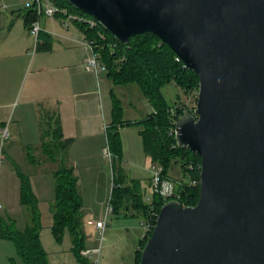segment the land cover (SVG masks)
I'll list each match as a JSON object with an SVG mask.
<instances>
[{
	"label": "water",
	"instance_id": "95a60500",
	"mask_svg": "<svg viewBox=\"0 0 264 264\" xmlns=\"http://www.w3.org/2000/svg\"><path fill=\"white\" fill-rule=\"evenodd\" d=\"M121 44L152 34L199 77L176 142L201 159L195 206L165 203L140 264H264V0H65Z\"/></svg>",
	"mask_w": 264,
	"mask_h": 264
},
{
	"label": "rangeland",
	"instance_id": "374dc122",
	"mask_svg": "<svg viewBox=\"0 0 264 264\" xmlns=\"http://www.w3.org/2000/svg\"><path fill=\"white\" fill-rule=\"evenodd\" d=\"M25 7V0H0V45L2 43L0 63L3 61L1 66L15 65L17 69L14 80L9 82L8 96L12 98L11 106L0 111V134L5 127H9L11 132V138L4 143V163L0 175V219L18 231H23L28 227L29 207L22 203V182L19 173L26 175L31 192L37 200L41 223L40 238L48 255V263L82 264L73 252L70 232L66 230L61 241H58L53 234L52 206L55 203V191H51L50 195L48 190L37 189V181L44 179H40L43 177H38L39 175L35 172L37 170L54 172L57 165L47 162L43 165L44 168L39 169L40 165H30L27 160V153L42 160L43 155L40 147L42 138L48 133L47 131L52 129L51 121L53 120L51 110L40 111L38 109L35 113L32 111L36 106L30 105L33 103H31L29 95L35 92L56 90L54 87L58 81L62 83L70 80L77 81L72 78L95 75L96 108L88 111L86 116L74 115L69 109V114L65 116L69 119L66 129L70 135H73L76 142V149L73 151L74 157L86 155L89 157L87 163H84L77 173L79 177L78 192L83 199L86 249L100 246V237L97 235L95 227L89 223L107 219V230L101 244L102 253L96 257L99 264H135L140 242L147 233L142 227L145 220L138 215L126 217L124 214L107 213L114 187L113 167L116 157L109 146L106 129L114 121L113 110L116 98L122 109L120 111L121 121L143 120L154 109L136 85H114L108 78L104 65L99 66V71L88 68V61L94 58V54L92 49L88 48L90 41L86 40V37L76 40L85 46H81L83 49L81 60H74L71 55L73 51L68 49L65 42L57 37H54L55 40L53 38L54 44L51 52L37 53L35 39L24 29L20 15L21 10L26 9ZM11 31L12 33H7ZM47 32L51 36L58 33L57 31L55 33L52 27ZM38 55V61L32 66V60ZM44 58H50L51 61L44 60ZM75 64L77 68L74 66ZM44 66L47 67L46 70L38 73L37 70ZM2 84L0 82V88ZM162 93L170 105L192 106V100L195 97V95L187 96L174 84L164 86ZM97 117L102 124V132L101 134L99 132V136L95 139L88 140V144L91 145L87 147L89 152L83 154L85 148L82 143L83 130L81 127L83 123L89 122L85 125L93 126L100 131L101 127L98 125ZM120 140L122 158L121 161L117 159V162L125 170L128 179L131 178L139 182L141 190L143 186L144 198L145 192L149 194L145 201L151 204L155 194L152 187L147 186L144 181L152 178L149 171L153 163L144 153L137 127L120 128ZM104 149L106 154H104ZM108 152L111 153V156ZM176 168L173 176L175 179H179L180 168ZM0 264H25L18 255L14 242L2 237H0Z\"/></svg>",
	"mask_w": 264,
	"mask_h": 264
},
{
	"label": "trees",
	"instance_id": "16d2710c",
	"mask_svg": "<svg viewBox=\"0 0 264 264\" xmlns=\"http://www.w3.org/2000/svg\"><path fill=\"white\" fill-rule=\"evenodd\" d=\"M55 5L67 8L71 13L88 16L69 5L65 0H50ZM38 19L36 13L29 10L25 15V26L30 30L31 24ZM87 35V40L93 47L100 64L106 67L107 76L114 85H136L142 95L152 105L154 111L140 121H121L122 109L116 98L114 104V121L106 129L107 139L114 161V187L112 189L110 205L113 213L125 216H141L149 221L153 213H159L164 200L155 195L151 204L143 201V193L139 182L128 179L125 170L117 159L122 158V143L120 128L136 126L142 138L144 152L152 159V163L163 167L164 174L179 182L178 201L182 206H195L200 197L201 159L189 149L180 148L176 136L170 135L172 123L176 115L183 116L192 113L197 104L199 91V77L188 70L182 62L176 60V54L159 38L152 34H143L131 38L128 45L121 44L103 26L87 29L80 26ZM104 35V38L101 35ZM36 45V51L47 52L52 49V37L42 32ZM174 84L187 96L195 95L190 105H170L162 88ZM182 103V100H181ZM177 105V112L172 108ZM51 121L52 129L43 136L41 144L42 160L27 153L30 165L39 166L46 162L56 164L55 203L52 206L53 234L58 241L62 240L64 232L68 230L72 236L73 252L82 264H94L82 256L86 249L84 233L83 199L79 195V177L75 168L69 166V150L73 139H65L59 114L54 113ZM54 125V126H53ZM179 167L181 174L175 179L173 172ZM22 187V203L29 207L28 227L18 231L0 219V237L14 242L18 255L25 264H49L48 255L40 238L41 223L37 208V200L31 192L30 183L26 175L19 173ZM130 180V182H128ZM152 231L140 242L135 264H140L142 251L150 238Z\"/></svg>",
	"mask_w": 264,
	"mask_h": 264
},
{
	"label": "crops",
	"instance_id": "0c3cea01",
	"mask_svg": "<svg viewBox=\"0 0 264 264\" xmlns=\"http://www.w3.org/2000/svg\"><path fill=\"white\" fill-rule=\"evenodd\" d=\"M28 11L29 10H27V9H25L23 11L21 10L20 15H21L22 20H23L24 29L27 31V33L30 34V30L25 26V15H26V13H28ZM41 25H42L45 33H48L47 30L50 29V27L54 28L55 33H56V31L59 33V34L56 33L55 35H52L53 37L51 36L52 37V49H51V51L53 50V44H54V40H55L54 37H57V38H59L65 42V45L68 49H71L73 51V53H71V55L74 57V60H78V59L81 60L82 59L83 49L81 46H83V47H85V46L82 42L79 43V42H76V40H81L84 37H86V40H87V35H86L85 31L79 25L73 24L69 28H65L62 26V20L59 17H56L53 20L47 19V18H42ZM7 33H12V31L7 32ZM8 36H9V34H8ZM53 38H54V40H53ZM26 50L28 51L29 49H26ZM85 50H86V48H85ZM1 52H2V43L0 45V54H1ZM47 52H49V51H47ZM86 52H88V51L86 50ZM37 53H38V51H37ZM38 57H39V55L36 56V58H34L32 60V66L34 65V63H36V61H38V59H39ZM27 58H28V56H27ZM44 60L51 61L50 58H44ZM2 62L0 63V75H1L0 76V78H1L0 82L3 83L1 88H0V111L3 110L4 108L11 106L10 102L12 101L11 100L12 98H10L8 96V92L10 90L9 82L13 81L15 78V74H17L16 73L17 69H16L15 65L1 66ZM75 62H77V61H75ZM74 66L76 67V64ZM46 68L47 67H45V66L42 68H39L37 70V72L42 73L46 70ZM94 76L90 77V75H89L87 77H82V78H72V79H77V81L70 80L68 82H63V83L58 81L54 87L56 90H51V91L49 90V91H45V92H35V93L30 94L29 98L32 100L31 103H33L30 105L36 106V108H33L32 111L35 113V111H37L38 109H40V111H44V109H45V110H51L50 112L52 114H54V113L59 114V116L61 118V122H62L64 138L74 140L73 135H70V133H68V131H67L68 129H66L68 126L67 124L69 122V119L66 118L65 116H66V114H69V112H68L69 109L73 112L72 114H74V115L86 116L89 113L88 111L96 108V100L97 99L95 96L97 95L96 94L97 90H96V87H94V82H95ZM18 81H19V78H18ZM67 96H68V98H67ZM51 101H52V104H51ZM148 115L149 114H147L144 117V119ZM97 121H98L99 127H101L100 131H99V129H95L93 126L89 127L88 125H85V124H89V122L83 123V125L81 127V129L83 130V133L81 134L83 136L82 137V139H83L82 143H83L84 148H85L83 154H87L89 152L87 150V147L91 146L88 144L89 141L91 139H95V137H98L99 132H100V134L102 132V124L99 121V117H97ZM135 121H137V120H135ZM141 140H142V138H141ZM75 147H76V142L73 141V144L69 150L68 164H69V166H72L75 168V173L78 176V174H77L78 171L80 170L81 166L82 167L84 166V163H87V160L89 157L87 155L83 156V157L82 156L74 157L73 151L76 149ZM38 149H40V148H38ZM143 150H144V147H143ZM2 151L4 154L5 147H3ZM104 154H106L105 149H104ZM147 158L151 159L150 157H147ZM46 163H43L38 168L39 169L44 168L45 166H43V165H45ZM57 167L55 168V170L57 169ZM35 173L37 175H39L38 177H43L40 179H44V180L37 181L38 182L37 183V189L41 190V191H45V190L47 191L48 190V192L51 195V191H53V190L55 191L54 172L37 170ZM144 182L146 183L147 186H151V179L150 178L145 179ZM142 193H143V186H142ZM148 195L149 194L147 192H145V198ZM145 198H144V194H143V201L146 203ZM146 199H148V198H146ZM131 211L133 212L132 215L130 213V215H128L126 217L135 216L134 209L133 210L131 209L130 212ZM106 222H107V219H106ZM106 230H107V228H106Z\"/></svg>",
	"mask_w": 264,
	"mask_h": 264
},
{
	"label": "built area",
	"instance_id": "2783aa9c",
	"mask_svg": "<svg viewBox=\"0 0 264 264\" xmlns=\"http://www.w3.org/2000/svg\"><path fill=\"white\" fill-rule=\"evenodd\" d=\"M25 3H26L25 8L27 10L34 11L38 17V19L34 21L30 26V34L35 39V42H36L35 45H37L38 42L40 41L39 40L40 34L44 32V29L41 25L42 18L54 19L56 17H59L62 20V26L65 28H69L73 24L83 26L87 29H95V28H98L99 26V23L94 18L90 16L71 13L67 8L59 7L50 0H25ZM101 37L104 38V35H101ZM88 48L92 49L93 51V47L91 44H89ZM93 54H94V58L89 59L88 61V68L90 70L99 71V66L102 67V65L98 61L97 55L94 52ZM176 60L178 62H182L179 57H177ZM197 96H198V93H197ZM171 110H172V113L177 112V105L174 106ZM190 114L195 115V109ZM180 117L182 116L176 115V119L172 123L173 127L170 130V135H176L175 133L176 124ZM10 136H11V133H10L9 127H5L1 130V134H0V174H1L2 165L4 163V156H3L2 150L4 147V143L10 139ZM108 154L109 156H111L110 152H108ZM149 172L152 175L151 187L154 191V194L162 198L165 203L171 200L178 201V198L180 197L179 196V182L166 176L164 174L163 167L160 165L153 163L152 168L150 169ZM112 211H113V208L111 205H109L107 213H110ZM158 216H159V213H153L149 221H144L142 223V227L147 232L146 236L149 232L154 230ZM89 224L95 227L96 233L100 237L99 238L100 246L93 248V249H84L81 254L84 258H87L94 264H99V260L96 257L100 255L101 250H102L101 244H102L104 233L107 227L106 219L103 221H98V222L91 221Z\"/></svg>",
	"mask_w": 264,
	"mask_h": 264
}]
</instances>
